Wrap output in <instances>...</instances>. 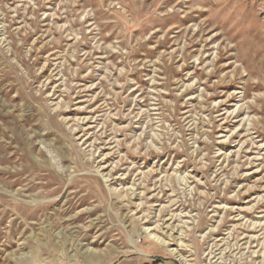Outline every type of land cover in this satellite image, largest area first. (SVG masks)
<instances>
[{
  "label": "rangeland",
  "instance_id": "rangeland-1",
  "mask_svg": "<svg viewBox=\"0 0 264 264\" xmlns=\"http://www.w3.org/2000/svg\"><path fill=\"white\" fill-rule=\"evenodd\" d=\"M252 251L264 0H0V264Z\"/></svg>",
  "mask_w": 264,
  "mask_h": 264
},
{
  "label": "bare ground",
  "instance_id": "bare-ground-1",
  "mask_svg": "<svg viewBox=\"0 0 264 264\" xmlns=\"http://www.w3.org/2000/svg\"><path fill=\"white\" fill-rule=\"evenodd\" d=\"M241 110H242V109H241V106H240V107L238 108V112H240ZM237 134H238V133H237ZM155 137H156V136H155ZM162 218H163V217H162ZM170 220H171V219H170ZM256 224H257V223H256ZM258 224H259V223H258ZM258 227L260 228V226H258ZM261 227H262V226H261ZM260 229H261V228H260ZM147 230H148V229H147ZM147 230H146V231H147ZM173 230H174V229H173ZM249 230H250V229H249ZM257 230H258V229H257ZM257 230L254 231V229L252 228V230H250V233H254V232H256ZM261 230H262V229H261ZM150 235H151V234H150ZM152 237L155 238L156 236L154 237V236L151 235V238H152ZM248 238H249V236H248ZM157 239H158V238H157ZM157 239H156V241H157ZM257 239H259V236H258ZM158 241L160 242L161 240L159 239ZM249 241H250V248H251V244H253V243H254V244H255V243H258V241L256 242V237H255V235H254V236L251 235V237L249 238ZM249 241H247L246 243H249ZM162 244H163V242H162ZM247 245H248V244H247ZM257 245H258V244H257ZM257 245H256V247H257ZM247 247H249V246H247ZM256 247L253 246L252 249H253V248H256ZM246 249H248V248H246ZM256 254H258V253H256V251H252V252H251V258H252L251 264H255V262H254V257H255ZM261 255H262V256H261ZM261 255L259 256V258L262 257L261 259H262V261H263V259H264V251H263V253H262ZM256 257H258V256H256ZM262 261H261V262H262ZM262 263H263V262H262Z\"/></svg>",
  "mask_w": 264,
  "mask_h": 264
}]
</instances>
